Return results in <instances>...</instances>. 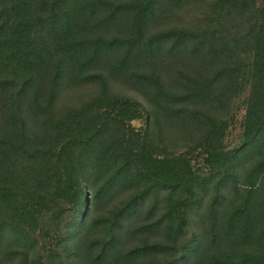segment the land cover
<instances>
[{"label":"trees","instance_id":"16d2710c","mask_svg":"<svg viewBox=\"0 0 264 264\" xmlns=\"http://www.w3.org/2000/svg\"><path fill=\"white\" fill-rule=\"evenodd\" d=\"M0 264H264V0H0Z\"/></svg>","mask_w":264,"mask_h":264},{"label":"rangeland","instance_id":"374dc122","mask_svg":"<svg viewBox=\"0 0 264 264\" xmlns=\"http://www.w3.org/2000/svg\"><path fill=\"white\" fill-rule=\"evenodd\" d=\"M186 16H187V13H186ZM244 114H245V107L244 108L242 107L240 110H236V113H234V120L228 130V136L226 138V141L229 146L235 145L237 143V140L240 137L241 122H242ZM132 126L139 130L143 129L145 127V119L140 118L138 120L133 121ZM193 164L196 167L198 166L201 167L203 165V158L200 154L194 157Z\"/></svg>","mask_w":264,"mask_h":264}]
</instances>
